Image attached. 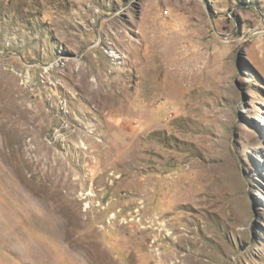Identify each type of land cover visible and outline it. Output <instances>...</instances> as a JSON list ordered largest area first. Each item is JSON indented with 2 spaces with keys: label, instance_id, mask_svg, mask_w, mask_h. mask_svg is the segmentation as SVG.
I'll list each match as a JSON object with an SVG mask.
<instances>
[{
  "label": "rangeland",
  "instance_id": "1",
  "mask_svg": "<svg viewBox=\"0 0 264 264\" xmlns=\"http://www.w3.org/2000/svg\"><path fill=\"white\" fill-rule=\"evenodd\" d=\"M0 264H264V0H0Z\"/></svg>",
  "mask_w": 264,
  "mask_h": 264
}]
</instances>
